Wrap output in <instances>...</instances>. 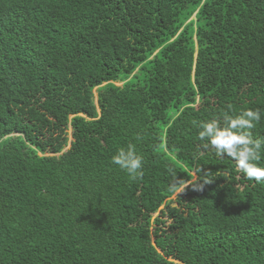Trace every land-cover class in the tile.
I'll return each mask as SVG.
<instances>
[{"label": "trees", "instance_id": "1", "mask_svg": "<svg viewBox=\"0 0 264 264\" xmlns=\"http://www.w3.org/2000/svg\"><path fill=\"white\" fill-rule=\"evenodd\" d=\"M245 109L264 0H0V264H264V182L193 124Z\"/></svg>", "mask_w": 264, "mask_h": 264}, {"label": "clouds", "instance_id": "2", "mask_svg": "<svg viewBox=\"0 0 264 264\" xmlns=\"http://www.w3.org/2000/svg\"><path fill=\"white\" fill-rule=\"evenodd\" d=\"M260 118L259 109H245L238 114L225 111L222 116L193 121V124L198 129V139L204 150L211 149L220 158H231L243 175L260 183L264 182V166L259 163L264 150V139H254L251 133ZM112 163L126 171L132 180L143 175V156L137 152L134 144L117 149L112 156ZM199 172L202 178H195L194 182L174 177L170 191L178 196L188 185L195 190H202L205 184L211 182L213 176L209 171L200 169Z\"/></svg>", "mask_w": 264, "mask_h": 264}, {"label": "rangeland", "instance_id": "3", "mask_svg": "<svg viewBox=\"0 0 264 264\" xmlns=\"http://www.w3.org/2000/svg\"><path fill=\"white\" fill-rule=\"evenodd\" d=\"M69 138H70V135H69Z\"/></svg>", "mask_w": 264, "mask_h": 264}]
</instances>
